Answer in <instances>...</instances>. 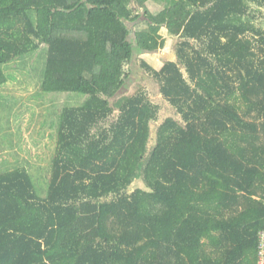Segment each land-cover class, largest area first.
Wrapping results in <instances>:
<instances>
[{
	"label": "trees",
	"instance_id": "trees-1",
	"mask_svg": "<svg viewBox=\"0 0 264 264\" xmlns=\"http://www.w3.org/2000/svg\"><path fill=\"white\" fill-rule=\"evenodd\" d=\"M43 46L41 91L87 100L46 197L29 161L0 173V264H258L264 0H0V96Z\"/></svg>",
	"mask_w": 264,
	"mask_h": 264
},
{
	"label": "rangeland",
	"instance_id": "rangeland-1",
	"mask_svg": "<svg viewBox=\"0 0 264 264\" xmlns=\"http://www.w3.org/2000/svg\"><path fill=\"white\" fill-rule=\"evenodd\" d=\"M149 7L153 12L160 10L154 1L150 2ZM163 35L167 41L166 48L155 55L144 56L157 69L175 56L176 39L170 37L166 30H163ZM46 60L47 47L43 46L8 70L5 69L11 78L1 89L0 96L4 106H0V173L25 168L28 166L25 160L29 161L42 197L48 193L47 173L52 168L51 160L56 149L57 132L52 127H55V123L59 124L64 108L81 106L87 100L86 96L76 93L42 92L40 82L45 73ZM152 99L162 106L165 116L174 114L168 103L155 92Z\"/></svg>",
	"mask_w": 264,
	"mask_h": 264
},
{
	"label": "built area",
	"instance_id": "built-area-1",
	"mask_svg": "<svg viewBox=\"0 0 264 264\" xmlns=\"http://www.w3.org/2000/svg\"><path fill=\"white\" fill-rule=\"evenodd\" d=\"M258 257V264H264V230L259 233Z\"/></svg>",
	"mask_w": 264,
	"mask_h": 264
}]
</instances>
